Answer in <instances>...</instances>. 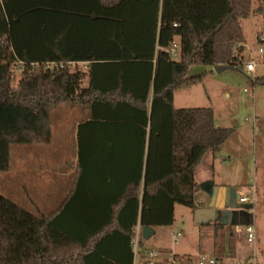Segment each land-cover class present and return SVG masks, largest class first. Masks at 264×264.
<instances>
[{"label": "trees", "instance_id": "1", "mask_svg": "<svg viewBox=\"0 0 264 264\" xmlns=\"http://www.w3.org/2000/svg\"><path fill=\"white\" fill-rule=\"evenodd\" d=\"M252 13L253 0H0V173L12 146L50 143L57 106L90 113L81 156L89 136L132 144L130 189L86 211V226L74 225L75 195L48 217L0 195V264H91L109 238L134 264L138 225L171 227L176 206L194 209L196 170L234 130L210 108L176 109L174 95L204 82L193 67L242 69Z\"/></svg>", "mask_w": 264, "mask_h": 264}, {"label": "crops", "instance_id": "2", "mask_svg": "<svg viewBox=\"0 0 264 264\" xmlns=\"http://www.w3.org/2000/svg\"><path fill=\"white\" fill-rule=\"evenodd\" d=\"M262 12V0H253L252 15L255 14L262 21L264 31ZM262 39L263 32L259 36V40L262 41ZM245 44L243 45V51ZM175 45L178 49L180 45L179 38L175 39ZM259 54L264 55V53H260V50ZM213 72H215L214 68ZM256 72L255 67L254 72L250 75H255ZM262 80H264V75L261 76L260 73L255 75L254 80H251L253 86H255L253 90L254 106L251 111L252 127L250 130L242 126L240 128L241 135L238 139V147L242 151L245 148L244 145H246L244 138H249L246 136L248 133L252 134L254 142L252 159L255 163L252 174H254L256 181L255 186H251L246 191L254 195V199L248 193L238 192L235 186L229 183V180H227L228 183L225 181V179H232V177L234 179V177L241 176L247 171V158L245 161L240 158L242 160L240 165H235L230 172H224L215 167L216 155L208 154L196 170L195 208L190 210L195 221V211L197 209L215 208V216L209 223L199 225L195 221V224L201 227L200 232L207 233L208 231L213 236L210 256L216 259L218 264L226 257L224 254H226L227 243L231 246H229V252H231L229 256L233 257L234 255L236 257L242 254L240 249L234 248L232 239H229L228 242V231L234 228L236 232H241L247 226L252 225L255 227V213L250 204L255 203L261 193L257 180H261V184L264 186V82ZM179 92L174 95V107L176 109H196V107L189 104L183 105L191 101L190 93L178 97ZM53 114L59 119L61 117L73 118L56 121V125H54ZM89 119L90 113L79 107L62 108L60 111L54 108L51 112L52 135L50 143L31 146L26 152L23 150L16 151L13 158L11 155L10 170L6 173L11 171L13 161L16 168L26 170L29 175L27 197L29 206L26 210L31 214L46 217L54 215L75 195L77 198L73 210L75 213H80V216L78 220L74 221V225L83 227L87 225L84 220L86 211H98L105 206L108 199H114L130 189V166L132 164L130 155L132 144L130 141L119 139L118 136H113L108 132L105 140H97L89 136L88 139L84 140L85 149H87L85 155H80L79 127ZM215 124L217 127L223 128L216 123V120ZM68 136L71 137L70 141ZM210 156L212 158H209ZM219 160L221 161L223 158ZM0 195L10 198L1 193ZM241 197H249L250 201L240 203L239 199ZM89 223L88 225H93L92 221ZM154 231V235L150 239L159 236L156 249L160 253L159 261L161 264H166L173 256L179 257L183 262L189 260L181 257V255H186L185 252L177 253L175 250V245L179 244L180 238L185 234L182 231L178 243H175V223L171 227L154 228ZM143 245V251H145V244ZM101 249L103 250L102 259L97 257L93 259L91 264L130 263V247L123 239L109 238L103 243ZM76 257V262H81L82 257H79V255Z\"/></svg>", "mask_w": 264, "mask_h": 264}, {"label": "rangeland", "instance_id": "3", "mask_svg": "<svg viewBox=\"0 0 264 264\" xmlns=\"http://www.w3.org/2000/svg\"><path fill=\"white\" fill-rule=\"evenodd\" d=\"M244 30L246 37V44L242 53L243 67L240 69L242 73L235 71H227L222 74L213 72L212 67L196 66L191 69V75H205L204 82L190 90H184L179 92V95H186L190 93L189 102L183 105L189 104L198 108H211L214 112V119L216 123L225 128L233 129L234 133L223 144L221 151L215 157V167L224 172H230L235 165H240L243 158L244 161L247 158V171L241 176L232 177L229 183H232L238 192H244L250 194L254 199V195L247 192L246 189L251 186H255L254 174H252V168L255 163L253 158L254 142L252 134L248 133L244 138L246 143L244 150H240L238 147L240 138V128L242 126L251 130L252 119L251 111L254 106L253 102V86L251 80H254L256 74L264 75V55L259 54V50L264 49V45L260 43L259 36L263 32V23L255 14L251 18L244 22ZM178 48V46H177ZM179 49V48H178ZM262 57V58H261ZM174 58L177 60L178 56L174 53ZM248 64H255L257 72L255 75H250L246 72V66ZM19 78V75H18ZM87 81L83 86L86 87ZM181 97V96H180ZM68 108L67 106H57L55 109ZM55 113V112H54ZM63 118V119H62ZM66 118L73 117H61L60 119L53 114V124L56 125V121L64 120ZM69 135V134H68ZM69 141L71 139L70 136ZM31 146H12L11 155L12 158L16 151H28ZM242 154V155H241ZM242 156V157H241ZM209 158H212L210 156ZM223 160H219V159ZM227 178L229 176H226ZM230 178V177H229ZM259 178V176H258ZM29 175L26 170L18 169L15 167L12 161V168L9 173H0V193L11 198L16 204L23 208H27L28 205V185ZM257 185L260 190V196L255 203L250 204L255 213V230L257 232L256 244L252 245L247 242L245 230L236 232L234 228H231L228 233L229 239H232L234 248L240 249L242 254L234 257L229 256L230 248L229 244H226V257L219 264H252L253 257L256 255L259 264H264V186L261 184V180H257ZM176 222H175V234H181L182 231L185 234L180 238L179 244L175 245L176 252H185L186 255H181L182 258H187L194 263H198L203 256L211 257V247L213 243L211 240L213 236L208 233L200 232L201 227L195 224L192 212L189 208L178 205L176 206ZM159 236L144 241L146 250L157 251L156 245L158 244ZM174 241V240H173ZM233 246V245H232ZM231 247V246H230ZM138 264H141L139 261Z\"/></svg>", "mask_w": 264, "mask_h": 264}, {"label": "built area", "instance_id": "4", "mask_svg": "<svg viewBox=\"0 0 264 264\" xmlns=\"http://www.w3.org/2000/svg\"><path fill=\"white\" fill-rule=\"evenodd\" d=\"M176 53V49L174 51ZM260 53H264V49H260ZM256 65L255 64H248L246 66V72L248 74L253 73L255 70ZM240 203H248L250 201L249 197H241L239 199ZM245 233L247 237V242L249 244L255 245L256 244V230L254 226H247L245 228ZM181 237V234L175 235L174 240L175 243H178L179 238ZM142 228L140 225L137 226L135 230V237L132 241V248H133V254H134V264H138L140 261L141 264H161L159 261L160 253L158 251L153 250H145L143 251L141 248V240H142ZM166 264H218L217 260L211 257L203 256L201 260L198 263H194L191 260H187L183 262L180 259H176L174 256L171 257L169 262ZM252 264H259L257 261L256 255L253 257Z\"/></svg>", "mask_w": 264, "mask_h": 264}, {"label": "water", "instance_id": "5", "mask_svg": "<svg viewBox=\"0 0 264 264\" xmlns=\"http://www.w3.org/2000/svg\"><path fill=\"white\" fill-rule=\"evenodd\" d=\"M215 73L222 74L227 71H235L242 73V71L236 67L231 66H216L214 68ZM215 208L210 209H197L195 211V221L196 224L202 225L205 223H209L212 218L215 216ZM154 228L143 227L142 228V238L144 241H148L154 235Z\"/></svg>", "mask_w": 264, "mask_h": 264}]
</instances>
